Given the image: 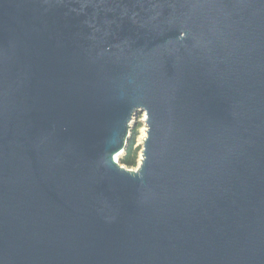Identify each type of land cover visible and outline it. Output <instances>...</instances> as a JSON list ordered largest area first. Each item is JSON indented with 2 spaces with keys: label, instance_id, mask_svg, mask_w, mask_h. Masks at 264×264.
I'll return each instance as SVG.
<instances>
[{
  "label": "water",
  "instance_id": "1",
  "mask_svg": "<svg viewBox=\"0 0 264 264\" xmlns=\"http://www.w3.org/2000/svg\"><path fill=\"white\" fill-rule=\"evenodd\" d=\"M0 264H264V0H0Z\"/></svg>",
  "mask_w": 264,
  "mask_h": 264
},
{
  "label": "trees",
  "instance_id": "2",
  "mask_svg": "<svg viewBox=\"0 0 264 264\" xmlns=\"http://www.w3.org/2000/svg\"><path fill=\"white\" fill-rule=\"evenodd\" d=\"M141 124L131 130L127 149L120 155L119 164L128 170H135L139 167V161L143 150L139 142V132Z\"/></svg>",
  "mask_w": 264,
  "mask_h": 264
},
{
  "label": "rangeland",
  "instance_id": "3",
  "mask_svg": "<svg viewBox=\"0 0 264 264\" xmlns=\"http://www.w3.org/2000/svg\"><path fill=\"white\" fill-rule=\"evenodd\" d=\"M145 120H146V118H145V115L144 114L143 115H139L137 118H135L133 120V123L131 124V130L134 129V127L138 126V124H141V126H142L141 129H140V132H139V142H140V145L143 144V141L146 138ZM119 158H120V156L118 157V162H119ZM140 162H141V157H140L139 165H140Z\"/></svg>",
  "mask_w": 264,
  "mask_h": 264
}]
</instances>
